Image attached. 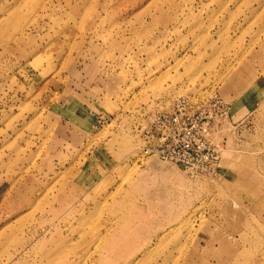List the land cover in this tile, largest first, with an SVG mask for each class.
I'll return each mask as SVG.
<instances>
[{
    "label": "rangeland",
    "instance_id": "rangeland-1",
    "mask_svg": "<svg viewBox=\"0 0 264 264\" xmlns=\"http://www.w3.org/2000/svg\"><path fill=\"white\" fill-rule=\"evenodd\" d=\"M213 94L214 177L145 155ZM0 264H264V0H0Z\"/></svg>",
    "mask_w": 264,
    "mask_h": 264
},
{
    "label": "built area",
    "instance_id": "built-area-1",
    "mask_svg": "<svg viewBox=\"0 0 264 264\" xmlns=\"http://www.w3.org/2000/svg\"><path fill=\"white\" fill-rule=\"evenodd\" d=\"M229 115V105L217 94L207 101L177 100L171 109L152 115L145 155L180 166L192 177H214L221 155L210 141L211 132L216 121Z\"/></svg>",
    "mask_w": 264,
    "mask_h": 264
}]
</instances>
